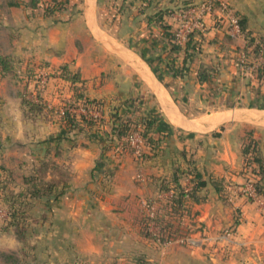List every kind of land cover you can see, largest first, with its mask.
<instances>
[{
    "label": "crops",
    "instance_id": "obj_1",
    "mask_svg": "<svg viewBox=\"0 0 264 264\" xmlns=\"http://www.w3.org/2000/svg\"><path fill=\"white\" fill-rule=\"evenodd\" d=\"M55 1L57 0H49L51 3ZM60 1L63 2L64 8L49 15L43 14V10L36 15H30L29 8L21 9V5H13L20 9L18 22L22 21L16 32L21 33L23 39H37L35 44L42 46L36 53L25 50V54H21L19 58L24 61H46L53 67L66 65L70 71L77 70L85 81L86 95L91 98H103L108 103L103 115L107 120H111L116 111L119 114L131 113L130 105L120 102L137 97L138 106L143 112H153L159 117L160 129L168 132L167 141L173 142L175 137H183L182 141L174 143L185 144L186 149L191 145V148L195 149L193 165L205 180V186L198 191L202 200H188L191 212H187L183 218L188 222L185 223L189 226L191 241L185 246L179 245L177 241L162 248L159 247L160 244L151 245V242L139 233L138 223L131 221L130 214L144 198H159L161 193H158L156 182L162 171V159L158 156L149 160L131 157L118 151V146L105 150L104 142H98L94 138L87 139L83 134L72 131L69 133L70 138L86 144L70 148L75 153L74 156H84L80 157V161L75 157L72 159L71 164L75 167L73 174L77 176V173H82V170L87 168L94 185H105L103 197L96 193L93 195L100 202L95 205L93 212L107 215L109 222L106 225L111 226L113 232H117L112 236L111 243L113 249L119 251V257H107L105 260V257L83 258H87L92 264H136L137 258L151 264H264V210L261 209L264 206V197H260L259 201H247L239 194L229 195L230 200L226 198V192L230 189L227 186L236 189L246 180L241 174V144L246 131H250L252 138L258 141L264 159V109L234 107L208 113L197 109L214 100V96L208 94L214 84L221 89L219 97L222 99L228 94H232L230 97L235 100L247 97V93L235 94L236 92L230 91L233 88L240 90L241 85H247L246 81L241 83L242 77L251 75L254 67L249 66L250 71L244 74L237 64V58L242 52L237 50L235 45L245 43V35L242 32L239 35L229 34L227 19L215 8L211 13L200 16L203 28L192 33L185 60L183 61V43L180 49L171 51L170 54L174 56L171 64L167 62L168 58L164 57L169 53V43L163 36V30L153 21L148 23L146 15L171 6L172 11L163 14L162 21L169 25L166 33L173 32L177 24L176 13L181 10L177 6L182 0H153L143 13L135 10L137 0H116L127 6L121 8V12L114 16L119 24L116 33L132 42L130 46L125 47H107L104 44L103 30L97 22L99 0ZM221 1L226 3L230 11L245 20L244 29L248 35L261 38L264 44V0ZM191 6L189 3L188 7ZM29 26L34 28L29 29ZM127 27L139 33L136 36L131 32L124 33L128 30ZM35 33L39 36L36 37ZM139 52L148 59L156 54L161 55L160 63H152L168 88L155 77L147 63L139 57ZM0 54L12 59L17 57L14 53L6 54L0 51ZM101 56H108V62H112L115 67L110 70V77H105V80L100 79L103 68L95 63ZM165 63L169 64L168 67ZM180 66H183V74L180 77L172 76L173 69ZM198 70H213L216 75L210 81L201 82L197 79ZM111 127L109 121L105 128L110 130ZM217 128L220 129L216 130ZM212 131L217 133L214 137L210 135ZM136 169L148 173L136 175L137 181L131 182L129 173ZM106 171L109 172L106 174ZM182 184L185 190L189 188L187 180L182 181ZM215 186L220 188V192ZM64 197L63 193L58 199ZM72 197H78L77 191L73 192ZM63 209L60 202L55 207L60 220L58 227L65 231L71 222H75L71 221L74 218L71 214L77 215L78 209ZM65 214H68L69 218ZM124 214L129 216L123 218ZM48 225L49 223L43 224L44 227ZM2 235L12 237L11 233ZM150 247L160 248L157 251L159 257H125L132 252L147 254ZM87 249L92 251L93 246L89 244ZM49 259L51 257H42V264Z\"/></svg>",
    "mask_w": 264,
    "mask_h": 264
},
{
    "label": "rangeland",
    "instance_id": "obj_2",
    "mask_svg": "<svg viewBox=\"0 0 264 264\" xmlns=\"http://www.w3.org/2000/svg\"><path fill=\"white\" fill-rule=\"evenodd\" d=\"M200 1L201 0H191L190 5L193 6ZM169 2H172V0H169ZM181 2L177 7H182ZM9 3L12 5H9ZM45 3H49V0H0V51L6 54L14 53L13 55L17 56L13 59L12 72L0 79V187L2 188V194L0 195L2 204H0L3 210L0 212V226L4 222L3 214L6 211V204H13L16 209L22 211L19 218L16 220L17 223L13 227L15 233L9 231L12 237L3 236V232H0V264H42V257H51V259L48 260L49 262L44 261V264H92L87 258L83 257H105L103 258L104 260L107 257H119V251L113 249L111 243L112 236H115L117 232H113L111 226L106 225V223L109 222L107 215L95 214V212H93L96 209L95 205L100 204L93 195L96 193V195H102L101 197H103L104 194L102 192L106 191L105 185L100 186L101 183L94 185V181L90 180L92 175L88 174L87 168L84 170L81 169L82 173H77V176L73 174L75 173L73 171L75 167L71 164L72 159L75 157L79 160L81 159L80 157L84 156H74L75 153H73L70 149L71 147L68 146L71 142H64L63 140L59 141L62 145L58 143L49 145L45 141L53 134H57L58 128L60 127V123L54 113L52 105L47 104L45 109L41 111L36 110L35 113H32L33 119L29 118L31 116L26 111V104L21 105V100L37 101L38 99L33 95V88H26V85H24L27 82L22 76L25 75L26 70L25 67H23L24 60L19 57L21 54H25V50L36 53L37 50H41L42 46L39 47L41 45L39 43L35 44V42L38 41L37 39L34 41L23 39L20 36L21 33L16 32V29L21 27L19 25H22V21L18 22L20 9L13 5H21V9L27 7L30 10V15H36L40 10L42 11L44 9ZM105 4V0H99V15L97 14L98 25L100 29L103 30L102 35L103 39H105L104 44L107 45V47L110 45L118 47L130 46L132 43L131 40L128 41L126 39L127 37H120L116 33L119 24L116 23L114 16L119 14L121 9L118 8L117 5L114 7L108 5L104 7L103 5ZM9 6L12 7L9 8ZM106 8L108 12L104 10ZM168 9L171 10L172 7L168 6ZM30 27L34 28V26H29V29H31ZM126 29L128 30L124 31V33L131 32L134 36L139 33L138 31H133L130 27ZM106 33L110 34L112 37L108 36ZM38 36L39 35L36 34V37ZM130 38L135 40L132 37ZM235 48L240 50V47L237 45H235ZM134 49L138 50L136 47H134ZM40 61L33 60L31 63L32 65L28 68V71L35 70L33 78L37 80L39 89L45 84L44 81L43 86H40L39 75L43 74L46 80L44 70L35 67ZM91 62L94 63L93 61ZM95 63L103 68V72L100 74V79L102 80H105V77H110L108 73L110 74V70L115 68L112 62H108V56H101V59ZM113 63H115V61ZM249 66H251V63ZM29 76L30 75H28V77ZM242 78L241 83L246 81L247 85H241L240 90H237L238 88H233L230 91L233 93L236 92L235 94H237V92H242L243 94L247 93V97L242 100H235L233 97H230L233 96L232 94H228L226 98L222 99L221 96L219 97L221 89L214 84L208 93L214 96V100L205 103L206 105H203L204 107L197 109L206 111L207 113L234 107L264 109V86L257 85L256 82H253L252 71L251 75H247L246 77L243 76ZM245 78L247 79L244 80ZM251 81L252 83H250ZM24 88H26V90ZM241 97L243 98L244 96L241 94ZM80 110V108H76L72 110V112L77 113ZM219 129L220 128H217L216 130ZM215 133V131L210 132L211 137H214ZM178 134L181 135V133ZM175 138L173 142H169L165 139L162 140V142H159L152 150L143 145L137 153L134 152V149L138 148L134 147L133 149L124 139L116 141L117 143H115L116 145L114 146H118V151L120 150L121 153L125 152L131 157H140L146 160L155 156H158V158L160 157L163 161V166L156 182V186L159 187L161 181H166L171 178L175 169L186 172L188 163L192 162V164H194L195 162L193 159V155L196 154L195 149L191 148V145L186 149L185 144L180 145L179 143H174V141L180 142L183 140V137ZM104 147L105 150H109L108 148L111 146L105 144ZM51 162L54 163L55 166H50L49 163ZM44 163H46V165ZM54 168H59L62 172L61 177L57 178L54 176ZM108 172L106 171L105 173L107 174ZM145 173L148 172L140 169L131 170L129 173L131 182L138 178L136 175H147ZM50 178L64 181V184L59 188L62 190V194H65L64 198L59 200L58 197L55 201L50 198V200L47 201L45 196H41L43 192L45 193L44 187ZM75 178L77 179L76 182L74 181ZM186 180L185 177L182 181L186 182ZM227 187L231 189V186ZM40 188H42V190H40ZM35 189H39V191L36 190L38 193ZM59 189H56V191ZM230 189L226 192L227 195L225 194L227 199ZM75 191H77L78 197L74 199L72 196ZM31 193L38 194V196L41 197H29L28 194ZM158 193H161V196H158L159 198H150L149 200L144 198L134 207L130 214L132 222H136L138 219H146L147 227L151 232L156 231L157 227L154 222L149 219L152 218L153 211L156 207H165L164 204L167 203L166 198L170 194L169 191L160 189ZM187 201V198H185V205L190 213L191 210ZM3 202L6 204L4 205ZM59 202L61 208L71 209L75 207L78 209L77 215L71 214V216L74 217L71 221L75 222H71L65 231L60 230L61 228H59L57 224L60 220L55 207ZM180 214L181 215L174 217L178 223L174 222L173 224H178L181 227L189 229L188 222L183 219L186 214L182 212ZM65 215L69 218L68 214ZM128 216L129 215L124 214L122 217L125 218ZM44 223H49V225L44 227ZM108 227L110 228L108 229ZM62 233L65 235H62ZM140 233L142 234L143 231ZM183 237L190 238L188 234ZM148 242L151 241L148 240ZM171 242L176 241L173 240ZM171 242H164L162 245L160 244L159 247L162 248L164 245L170 244ZM177 243L184 246L187 244L185 242ZM89 244L93 246L92 251L87 249V245ZM151 245L154 244L151 242ZM160 248L152 249V247H150L147 254L139 255L136 253L133 254L132 252L131 255H126L125 257H159L157 251H159ZM73 257L78 258L74 259Z\"/></svg>",
    "mask_w": 264,
    "mask_h": 264
},
{
    "label": "trees",
    "instance_id": "obj_3",
    "mask_svg": "<svg viewBox=\"0 0 264 264\" xmlns=\"http://www.w3.org/2000/svg\"><path fill=\"white\" fill-rule=\"evenodd\" d=\"M137 1L138 4L136 6V11L139 13H143L153 0ZM105 2L106 4L103 5L104 7H106L107 5L112 7L117 5V7L120 9L127 7L122 4L121 1L116 2V0H105ZM190 2L191 0H183L181 2L182 7H179V9L187 8ZM211 2V7L216 8L218 5L217 2L215 0H212ZM63 8V2L60 0L52 3H45L43 14L49 15L57 13ZM104 10L106 11L107 8ZM171 11L172 9L170 10L167 7L158 9L150 15H146V20L148 23H150L151 21L157 23L163 30V36L167 38L169 43V53H167V55L164 57H167V62L172 64L174 56L170 53L173 50L175 51L177 49H180V46L174 44L172 32L166 33V30L169 29V25L165 24L162 21V15L168 14ZM231 13L237 18L238 28L240 32H242L246 37V42L242 43L239 46L240 51L245 57V65L249 66L250 63L251 66L254 65V67L252 68L253 82H256L257 85L264 86V60L257 61V57L259 55L264 57V44L262 42V39L249 36L248 32L244 29L245 20L238 17L234 13V11H231ZM192 33L193 32L187 35L182 48L184 52L183 61L186 58L187 50L190 46ZM139 57L147 63L155 77H157V79L166 88H168V85L161 79L157 71L154 69V65L152 63H160L162 59L161 55L156 54L152 58L148 59L142 52H139ZM31 63L32 61L23 62V67H25L26 72L22 77H24L25 81L27 82L24 84L26 85V88H33V95L38 100H21V105L26 104V111L31 116L29 117L31 119L34 118L32 117V113H35L36 110L41 111L45 109V107H47V104L52 105V107L54 108V113L60 123V127L59 134L52 135L45 140L49 145H52V142H54V144H59V141L64 140V142H71V144H69L70 147H76L78 145L85 146L86 144L83 141H75L73 138H70L69 135H67L72 131L77 134H83L85 137H87V139L94 138V140L98 142H104L108 146L116 145V141H120L132 133H136L142 140L144 146L151 150L154 149V147L158 145L159 142H162V140L164 139L166 140L168 132L162 131L160 129V126L158 124L159 117L153 112H143V110L138 106L139 101L137 97H131L127 101L120 102V104H129L131 113L119 114L116 111L112 119L110 120L108 118L107 120L103 115L106 109V104L108 103L103 98H91L86 95L84 91L85 81L80 77V74L77 70L70 71L66 65L53 67L46 61H40L35 67L44 70L46 74V80L44 86L39 89L37 80L33 78L35 70L33 69V71H28L29 66L32 65ZM12 64V58L7 55L0 54V79L3 78L6 74L12 72ZM168 65V63H165V66L168 67ZM173 70L174 71L172 72V76L180 77L183 74V66L177 67ZM28 75L30 76L28 77ZM215 75L216 72L213 70L197 71V79L201 82L210 81L213 77H215ZM26 88L24 89L26 90ZM76 108H80L84 111V113L72 112V110ZM90 112H98L100 116H94ZM109 121L112 124V127L110 130H107L105 128V125L109 123ZM241 154L243 158L241 174L246 179L245 181L251 180L255 195L264 197V159L261 156L258 141L252 138L250 131H246L245 138L241 144ZM44 164L46 165V163ZM49 164L50 166H55V164L52 162ZM53 174L57 178L62 176V172L59 170V168L55 169ZM185 177L189 183V188L186 190L184 189L182 184V180ZM53 178H50L46 182V186L44 187L45 193L43 192L41 194V196H45L47 201L50 200V198L55 201L62 194V190H60L59 188H61L60 186L64 184V181H60L59 179L54 180ZM204 186L205 180L202 178L201 173L196 169L192 162L188 163L186 172H181L180 169H175L172 173L171 178L166 181H161V184L158 187V189L160 190L169 191L170 194L166 198L167 203L164 204L165 207H156L153 211L152 218L149 219L154 222L157 230L153 232L149 231L146 222L147 220L138 219L136 222L139 226V233L143 231V233L140 234L144 238L150 240L153 244H162L164 242L182 238L186 234L189 235V229H187L186 227H181L178 224H173L174 222L178 223V221L175 220L174 217L181 215V212L185 214L189 212L185 205V198L193 202H199L200 200H202V197L198 195V191H200ZM215 188L220 192L219 187L215 186ZM56 189L59 190L56 191ZM36 190L39 191V189H35V191ZM40 190H42V188H40ZM1 194L2 188L0 187V195ZM31 194H28L29 197L34 198L38 196V194ZM223 197L225 198V195H223ZM246 200L251 201L250 199ZM0 203L2 204L1 201ZM3 204L5 205L6 203L3 202ZM5 208L6 218L4 219L3 224L0 226V232L9 233L10 231L12 233H15L13 227L17 223L16 220L19 218L22 211L16 209L15 205L13 204H6ZM136 264L151 263L146 262L141 258H137Z\"/></svg>",
    "mask_w": 264,
    "mask_h": 264
},
{
    "label": "built area",
    "instance_id": "obj_4",
    "mask_svg": "<svg viewBox=\"0 0 264 264\" xmlns=\"http://www.w3.org/2000/svg\"><path fill=\"white\" fill-rule=\"evenodd\" d=\"M212 0H204L200 3L196 4L195 6L187 7L185 9H181L177 11L176 13V20L177 24L175 29L173 30V41L174 44L177 46L183 45L185 42L187 35L194 31H201L203 28V24L200 20V16L204 13H211L215 8L211 7ZM217 2V9H219L223 16L227 19V32L231 35H239L240 30L238 28L237 18L231 13L230 9L226 5L224 1L221 0H215ZM245 57L242 53H240L239 57L237 58V64L241 67L242 72L244 74H247V72L250 71V67L245 65ZM264 57L259 55L257 57V61H263ZM248 67V68H247ZM40 80V86L42 87L44 84V75H39ZM79 112L84 113L83 110H80ZM94 116H100L98 112H90ZM124 140L132 146L137 147L138 149H134V152H138V150L144 145L142 140L139 138V136L136 133H132L129 136L125 137ZM239 194L243 196L245 199L258 200L260 196H256L251 184V180L245 181V183H242L239 187L236 189L231 188L229 195H235ZM230 196L228 197V200H230ZM261 209L264 210V206L261 207ZM2 207L0 204V212H2ZM3 218H6V214L4 212ZM177 242H185L189 243L191 240L188 237H182L179 239H176ZM171 241L165 242L169 243Z\"/></svg>",
    "mask_w": 264,
    "mask_h": 264
}]
</instances>
